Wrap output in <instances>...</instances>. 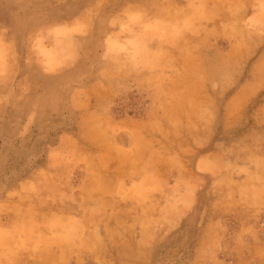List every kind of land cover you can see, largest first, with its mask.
<instances>
[{
  "label": "rangeland",
  "instance_id": "obj_1",
  "mask_svg": "<svg viewBox=\"0 0 264 264\" xmlns=\"http://www.w3.org/2000/svg\"><path fill=\"white\" fill-rule=\"evenodd\" d=\"M0 264H264V0H0Z\"/></svg>",
  "mask_w": 264,
  "mask_h": 264
}]
</instances>
